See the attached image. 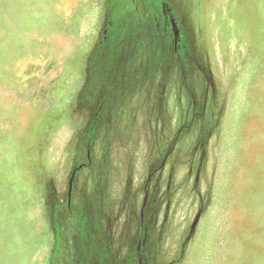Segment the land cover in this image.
I'll use <instances>...</instances> for the list:
<instances>
[{
    "label": "rangeland",
    "instance_id": "rangeland-1",
    "mask_svg": "<svg viewBox=\"0 0 264 264\" xmlns=\"http://www.w3.org/2000/svg\"><path fill=\"white\" fill-rule=\"evenodd\" d=\"M158 5L210 75V117L189 121L177 78L157 77L99 124L90 172V55L125 8ZM72 184L119 256L141 218L150 264H264V0H0V264H50Z\"/></svg>",
    "mask_w": 264,
    "mask_h": 264
},
{
    "label": "trees",
    "instance_id": "trees-1",
    "mask_svg": "<svg viewBox=\"0 0 264 264\" xmlns=\"http://www.w3.org/2000/svg\"><path fill=\"white\" fill-rule=\"evenodd\" d=\"M158 7L143 11L125 8L118 17L110 20L100 43L90 55L86 79L75 105L77 110L88 105L95 109L93 126L76 137L85 150L83 154L89 163L85 167L90 172L95 170L90 147L99 124L107 126L114 119L124 118L130 94L143 89L142 93H147V86L157 77L162 81L172 76L177 78L188 97L189 121L210 117V75L190 51L185 39L174 35L170 10ZM212 132L207 127L198 129L195 142H207ZM101 159H106L105 153L101 154ZM73 191L72 184L69 200L63 205L64 221L54 224L55 209L50 216L53 238L50 264H150L149 228L141 218L136 224L133 246L125 255L119 256L115 243L100 237L98 221L91 223L84 219ZM45 199L49 212L55 205L52 193H46Z\"/></svg>",
    "mask_w": 264,
    "mask_h": 264
}]
</instances>
